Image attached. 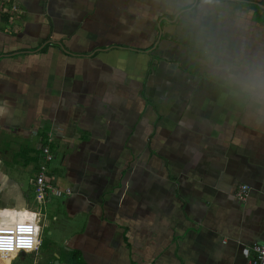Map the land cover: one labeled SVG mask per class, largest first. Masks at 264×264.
Instances as JSON below:
<instances>
[{
	"label": "crops",
	"instance_id": "1",
	"mask_svg": "<svg viewBox=\"0 0 264 264\" xmlns=\"http://www.w3.org/2000/svg\"><path fill=\"white\" fill-rule=\"evenodd\" d=\"M10 1L0 209L41 228L16 258L245 264L264 241V0ZM43 145L59 193L40 204L9 170L33 168V192Z\"/></svg>",
	"mask_w": 264,
	"mask_h": 264
},
{
	"label": "clouds",
	"instance_id": "2",
	"mask_svg": "<svg viewBox=\"0 0 264 264\" xmlns=\"http://www.w3.org/2000/svg\"><path fill=\"white\" fill-rule=\"evenodd\" d=\"M39 220L40 213L30 210L23 203L0 209V264H11L19 251L30 253L38 247ZM9 253L11 255L7 256Z\"/></svg>",
	"mask_w": 264,
	"mask_h": 264
},
{
	"label": "built area",
	"instance_id": "3",
	"mask_svg": "<svg viewBox=\"0 0 264 264\" xmlns=\"http://www.w3.org/2000/svg\"><path fill=\"white\" fill-rule=\"evenodd\" d=\"M11 5V10L15 11V4L8 0ZM55 159V154L51 151L48 145L41 147V160L37 164V172L34 175L33 180V193L38 203L42 204L46 198H50L53 195H58L59 191L53 188L48 180V165ZM69 193V190H66ZM248 193L247 186H240L235 194L238 200H244ZM242 254L245 258V264H264V241L260 243H254L253 245L246 247L242 250Z\"/></svg>",
	"mask_w": 264,
	"mask_h": 264
},
{
	"label": "rangeland",
	"instance_id": "4",
	"mask_svg": "<svg viewBox=\"0 0 264 264\" xmlns=\"http://www.w3.org/2000/svg\"><path fill=\"white\" fill-rule=\"evenodd\" d=\"M254 5H256V4H254ZM39 162H40V160H39ZM24 168L21 165H19V167H16V168L12 167L9 170V175L11 178L16 179L17 181H19V183H21L23 185V187H22L23 192L29 194L30 198L32 199L33 198V192L29 188V183H30V180L32 177V172H34V170H33V168H31V169H27V168L24 169ZM33 202H34V200H33ZM34 204H35V202H34ZM37 207H41V205H38ZM53 207H54V204H52V205L48 204L45 206V208L47 209L46 213H48V215L52 211ZM42 211H43V209L41 207L40 212H42ZM13 263L14 264H30V261H28V260L27 261H21L20 257H18L13 261Z\"/></svg>",
	"mask_w": 264,
	"mask_h": 264
}]
</instances>
